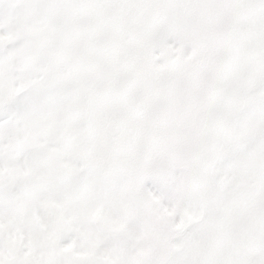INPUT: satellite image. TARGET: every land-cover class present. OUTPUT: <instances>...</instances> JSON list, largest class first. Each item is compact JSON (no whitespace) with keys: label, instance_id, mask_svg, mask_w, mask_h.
<instances>
[{"label":"snow or ice","instance_id":"6c2138e0","mask_svg":"<svg viewBox=\"0 0 264 264\" xmlns=\"http://www.w3.org/2000/svg\"><path fill=\"white\" fill-rule=\"evenodd\" d=\"M0 264H264V0H0Z\"/></svg>","mask_w":264,"mask_h":264}]
</instances>
